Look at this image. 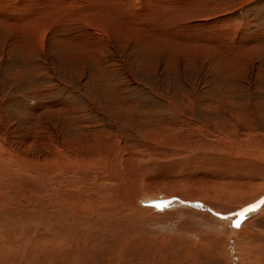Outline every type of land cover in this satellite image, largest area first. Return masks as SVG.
Here are the masks:
<instances>
[{"label": "rangeland", "instance_id": "obj_1", "mask_svg": "<svg viewBox=\"0 0 264 264\" xmlns=\"http://www.w3.org/2000/svg\"><path fill=\"white\" fill-rule=\"evenodd\" d=\"M97 145L133 153L143 182L163 171L179 181L163 190L145 183L147 193L196 199L223 216L264 198V0H0V207L11 212L0 240L12 239L0 264H44L42 212H33L47 197L44 174L59 169L62 152ZM146 201L156 206L142 207L164 210L158 199ZM253 212L232 229L203 213L147 218L140 225L154 243L135 237L122 263L143 264L148 254L156 264L174 262L155 251L178 238L196 245L190 264H237L247 247L264 264V204ZM207 219L223 230L203 225ZM104 261L109 255L92 262Z\"/></svg>", "mask_w": 264, "mask_h": 264}, {"label": "bare ground", "instance_id": "obj_2", "mask_svg": "<svg viewBox=\"0 0 264 264\" xmlns=\"http://www.w3.org/2000/svg\"><path fill=\"white\" fill-rule=\"evenodd\" d=\"M87 123H89L88 120L80 122L76 119V120L72 121V125L76 126V127L78 125L83 126L84 124H87ZM75 124H77V125H75ZM68 128H69L68 125H65V130H67ZM65 130H63V131H65ZM92 136L93 135H90V137H92ZM77 139H76V141H77ZM59 141L60 140H58V143H59ZM79 141L80 140L78 139V142H76L75 144L84 145V146L87 145L86 144L87 142H85V141L79 142ZM52 142H53V140H52ZM53 148H54V146H53ZM62 148L65 151L64 147H62ZM84 148H81V149L79 148L74 152H70L71 154H66V153L62 152V156L60 157L61 159L58 156L60 161L58 159V161H56V164H55L56 166H58L59 169H57V167H56V169L55 168L50 169V170H53L52 172H54V174L51 173V175H50V172H46L44 174L46 177L45 178L46 181L44 183L45 184V190L47 191L45 196H47V197H46V199H44L42 201L43 203L40 206H34L33 207L34 214L35 213L40 214L42 212L41 219H42V223H43V229H42L43 233H41V238L44 239L45 243L47 244L46 247H48V248H46V250L44 249V252H43L44 253V264H91L92 261L95 263L97 256H102L103 254H106L107 256L109 255V262L104 261L105 263H103V264H123L122 259H124V257L126 256V251H127L126 246L129 243V241L132 242L135 237H138L139 239L142 238V241H143L142 244L143 245H145V244L149 245L148 243H154L156 238L150 234L144 233L142 231V228L140 225V223L141 222L144 223V221L147 218H149V220L152 218H155V221H156V218L159 216H164V215L167 216L170 213L179 212L180 216H181V213H187L190 216H192V218L194 217V219H196V218L200 217L201 213H203V215L207 216L208 218H214L215 223L219 222L222 226L228 225V227L230 226V224L233 223V221H237L238 218H241V217L235 218L233 216V217H231V219H221L217 215H215L212 211H209V209L207 207L202 206L200 204L192 203L193 200H196V199H191V198L183 197V196H180V198H177V197H174L175 195H170V194H167L169 197L165 198L166 194H163L160 190H156V189L153 190L152 192L147 193L146 189L143 188L145 186V183H148V186L159 187L160 189H162L164 187V183L173 184V183H176L178 180L176 181L173 179H169L168 178L169 174H166V172L163 171V173H161V174H159L153 178H150V181L143 182L142 179H144V177H142V176L144 174V171H143L144 164L139 162L133 153L132 154L128 153L126 158H123L122 154H119L118 149L114 145H112V146L109 145L106 147H101L100 145L99 146L97 145V146H92L91 149L90 148L84 149ZM72 150H74V149H72ZM201 153H202V151H201ZM207 155H208V153H207ZM215 160H217V159H215ZM198 163H200V162H198ZM202 163H204V162H202ZM207 163H209V162H207ZM123 166H125V169L127 171L125 173H124V167ZM168 166H167V168H168ZM183 167H184V165H183ZM211 167H214V166H211ZM54 169H55V171H54ZM233 171H235V170H233ZM55 172H58V174L56 175ZM59 173H60V175L63 173L65 175L68 174V176L66 178L62 179L60 177ZM171 174H172V172H171ZM0 177H3V176L0 174ZM182 180H180V181L181 182H187V183L189 182V184H191V186L192 185L197 186L196 182L192 183L193 181H191L187 177H182ZM233 182H235V181H233ZM1 183H2V185H4L5 184L4 180L1 181ZM207 183H209V182H207ZM226 183H229V182L226 181ZM239 183H241V182H239ZM60 184H64L63 187H60ZM176 185H177V183H176ZM203 185H204V183H203ZM210 185H211V182H210ZM212 185H214L213 182H212ZM224 185L226 186V184H224ZM228 185H231V184H228ZM173 186H175V185H173ZM176 187H178V186H176ZM204 187H205V185H204ZM202 189L203 188H201L200 190L204 192L205 190H202ZM239 189L242 190L240 187H239ZM175 190H177V189H175ZM263 190L264 189H262L261 191H263ZM49 191H51V192H49ZM260 192H258V193H260ZM172 194H173V192H172ZM208 194L212 198H215L216 196L219 195V194L217 195V193L212 194V193H209L208 191L207 192L205 191L206 197L208 196ZM243 194H244V192H243ZM256 195L254 196V198L256 197ZM252 196L247 195L246 197H242V198H247L244 201L248 202V199H249V201L252 200L251 199V198H253ZM50 197H53V198L60 197V198H58V200H60V203L55 204L54 207L51 208L47 204V201L49 200ZM160 197H164L162 199L165 200L161 204V205H165L164 207L162 206L164 208V210L160 211V209H159L160 212L156 213V212H154V210H155L154 208H148L147 206L142 207L143 205L145 206V204H147L148 206L150 205L151 207H152V205H154L153 203H148V201H146V199H149V198L158 199L157 205H158V203L160 205V202H161V201H159ZM57 201H55V203ZM206 201L205 202L207 204L211 205L210 198L206 199ZM171 202H175V204H172ZM242 202H243V200H242ZM31 203H35V200L30 199V202L28 203V205ZM167 203H169L170 205H167ZM197 205H199V206H197ZM154 206H156V204ZM181 206H185V207H181ZM259 207H260V205H259ZM159 208H161V207H159ZM168 208H171L170 211L168 210ZM19 209L21 210V208H19ZM222 209H223V207H222ZM253 213H255V212H252V215H253ZM261 214L262 213H259L256 216V218H254V219L252 218V219L255 220V219L259 218ZM8 215L11 216L10 209H7V208L3 209L0 207V231L3 230L6 233L9 232L7 226H5L6 224L9 223V220L7 217ZM170 216H168V218L167 217L166 218L169 220ZM190 216L188 218H190ZM171 217H173V216H171ZM164 218H165V216H164ZM164 218H163V220H164ZM159 219H160V217L158 218V220ZM191 220L192 219H190V221ZM193 221L195 222V220H193ZM202 221H204L203 225L205 223H209L216 230H218V231L223 230V228L217 226V224L216 225L213 224L214 222L210 219L202 220ZM253 223H255V222H253ZM183 224H186V222H184ZM201 224L198 225V226H200V228L197 227L198 229H201ZM248 225H250V222H249V224L247 223L244 227L241 228V230L237 234L238 239L240 237H244V236L248 235V233H246V229H245ZM228 227H226L227 229L224 227V229L228 230L230 227L232 229V225L229 228ZM45 231H51L50 232V238L45 235V233H44ZM36 232H38V231H36ZM194 233H196V232H194ZM19 236H20V234H19ZM148 237H150V238H148ZM185 238L186 237H184V241H185ZM252 238L253 237L251 235L248 236V238L246 237V239L247 240L249 239V241ZM11 240H12L11 238H9V240H6V238H5V240H3V239L0 240V250L5 248V246L7 247L10 244ZM179 240L180 239L175 238V240H173L172 242L175 241L176 243H174V244L170 243V247L162 246L161 249L159 248V251L157 252V250H156L155 253L160 254V252H162L165 255H171L175 258L174 262H166L165 261L167 264H190L193 260L192 258L196 254V252H195L196 250L194 249L196 245L192 244L190 242L179 243L178 242ZM261 240H262V238H261ZM17 242H19V241H17ZM177 242L179 243L178 245H177ZM180 242H182V241H180ZM202 247H203V244H202ZM133 248H134V245L130 244L128 252H132ZM141 248H142V246H141ZM247 248H248V251L244 250V247H243V250L247 251L248 253L242 252L243 254L242 253L240 254L239 261L237 264H257V263L261 264L260 258H258V260H257L256 257H258V256H256V255H254L256 257L253 256V253H254V252H252L253 249L251 250V248H249V247H247ZM151 252L153 253L154 251H151ZM243 255L245 256V260H244ZM161 256H164V255H161ZM157 259L158 258H152V256L150 257L148 254L145 256L143 264H149V263L150 264H156V262L158 261ZM159 259L161 260L162 258L159 257ZM164 259H166V258H164ZM15 260H16V258H15ZM124 261H126V259ZM93 262H92V264H93ZM5 263L7 264L8 261ZM157 264H162V262H159Z\"/></svg>", "mask_w": 264, "mask_h": 264}, {"label": "snow or ice", "instance_id": "obj_3", "mask_svg": "<svg viewBox=\"0 0 264 264\" xmlns=\"http://www.w3.org/2000/svg\"><path fill=\"white\" fill-rule=\"evenodd\" d=\"M261 204H264V198H261V200L256 204L248 205L247 207L240 209L238 212L230 213L228 216H222L218 213H216L215 215H217L221 219H231L232 216L245 217L247 213L255 211ZM209 211H211V209H209ZM233 227H239V221H233Z\"/></svg>", "mask_w": 264, "mask_h": 264}]
</instances>
